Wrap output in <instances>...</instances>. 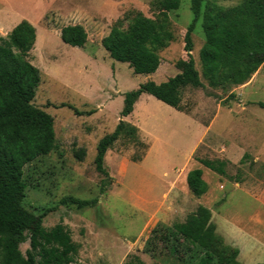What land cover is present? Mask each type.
Instances as JSON below:
<instances>
[{
  "label": "rangeland",
  "instance_id": "obj_1",
  "mask_svg": "<svg viewBox=\"0 0 264 264\" xmlns=\"http://www.w3.org/2000/svg\"><path fill=\"white\" fill-rule=\"evenodd\" d=\"M161 0H0V45L21 20L35 29L27 60L39 70L32 104L53 119L55 149L23 167L21 209L46 212L42 226H61L75 246L78 264H197L203 250L172 229L198 205L209 209L224 244L236 248L238 264H264V62L242 84L209 87L201 75L198 50L204 41L199 23L191 33L190 52L203 87L180 90V109L141 94L123 118L134 130L105 152L103 167L93 165L97 141L112 132L123 94L146 81L174 76L186 60L184 34L192 20L190 0L168 12L173 40L159 52L154 73L134 74L111 59L101 39L118 19L138 11L153 18ZM240 0H215L229 7ZM81 25L82 48L59 38L65 25ZM84 150L82 159L74 151ZM222 160L225 175L197 160ZM202 170L206 192L194 197L186 173ZM95 198L94 206L61 204L63 198ZM28 242L19 244L24 253Z\"/></svg>",
  "mask_w": 264,
  "mask_h": 264
},
{
  "label": "trees",
  "instance_id": "obj_2",
  "mask_svg": "<svg viewBox=\"0 0 264 264\" xmlns=\"http://www.w3.org/2000/svg\"><path fill=\"white\" fill-rule=\"evenodd\" d=\"M225 1V0H222ZM179 0H161L159 11L146 17L138 11L126 14L110 27L100 45L108 56L127 63L134 74L149 75L160 63L159 52L173 40L168 16L178 8ZM192 20L184 34L186 60H178V72L160 83L146 81L123 94L120 119L112 132L96 143L93 165L103 179L100 192L111 181L103 167L105 152L115 141L133 127L123 118L130 115L141 94L180 109V90L203 87L191 57V33L200 24L204 41L198 50L201 75L209 87L237 86L244 83L264 62V0H240L224 7L215 0H190ZM60 40L72 47L82 48L86 33L81 25H65L59 30ZM35 29L21 20L9 31L7 45H0V264H78L75 246L61 226L45 229L42 217L21 209L25 185L23 167L37 157L55 149L53 119L32 104L39 84V70L26 58L35 42ZM83 149L74 151L82 159ZM198 163L218 175H225L222 160L199 159ZM185 182L190 194L202 196L207 185L202 170L186 173ZM96 199L63 198L61 204L77 208L94 206ZM172 229L181 238L203 250L197 264H238L237 249L224 244L211 222L209 209L198 205L183 222ZM28 242L24 253L19 244ZM122 264H139L132 258Z\"/></svg>",
  "mask_w": 264,
  "mask_h": 264
}]
</instances>
